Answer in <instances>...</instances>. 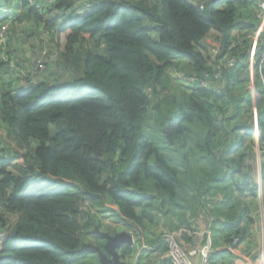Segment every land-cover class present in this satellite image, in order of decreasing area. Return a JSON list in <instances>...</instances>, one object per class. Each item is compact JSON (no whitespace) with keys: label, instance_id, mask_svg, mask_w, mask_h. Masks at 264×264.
<instances>
[{"label":"trees","instance_id":"trees-1","mask_svg":"<svg viewBox=\"0 0 264 264\" xmlns=\"http://www.w3.org/2000/svg\"><path fill=\"white\" fill-rule=\"evenodd\" d=\"M13 1L4 51L17 69L0 54V264H72L90 252L83 243L103 246L94 229L105 214L137 244L192 228L200 213L226 240L248 237L256 217L243 196L258 194L248 118L256 106L261 150L264 31L253 104L242 35L258 19L241 10L261 0ZM209 34L237 58L221 69V92L187 80L214 72ZM29 49L53 57L40 70Z\"/></svg>","mask_w":264,"mask_h":264},{"label":"built area","instance_id":"built-area-1","mask_svg":"<svg viewBox=\"0 0 264 264\" xmlns=\"http://www.w3.org/2000/svg\"><path fill=\"white\" fill-rule=\"evenodd\" d=\"M14 2L15 1L13 0L10 1L7 0L5 2V5L0 8V14L6 16L7 18V21L0 25V54L2 59L5 62L6 61L8 62L9 68L17 69V64H15L14 60L9 59L8 55L4 51V45L8 34L9 23L14 18L12 16V10H11L12 8L16 7ZM28 2L30 4H34L32 0H28ZM256 5H257V11L255 13V16L258 19V25L254 33L252 34L254 35V39L249 48V64H251L252 69L256 65L255 53H256V47L258 46V40L260 39L261 33L264 31V0L257 2ZM81 12L82 11H79L78 13L80 14ZM216 43H218L217 46L210 47L209 49V52H211L212 54H216L219 50L221 51L220 43L219 42ZM236 48H237L236 44L233 43L231 44V46L228 47V50H232ZM226 53H224L221 59L218 58V61H215V59L210 55L209 57L210 61L211 63H214L213 73L205 72L200 77L192 76L187 80L189 82L190 81L196 82V84L201 88L211 87L213 89H216L218 92H221L226 85V80L224 79V77H222L221 74L222 67L234 66L237 61L235 54L232 53L231 56H227ZM36 63H37L36 68L40 70L44 69L45 64L42 60L38 59ZM256 68L259 73L261 85L264 87V47L261 48L258 65ZM251 77H252L250 82L251 87L248 88L252 96L254 94L253 92L257 89L255 84L253 85V75ZM22 78L24 79V73H22L21 75V79ZM253 124H254L253 136L258 138V135L260 134V129L257 124V119L254 120ZM256 147H257L256 159L258 161L257 155H258V149H260L259 142H257ZM254 179L257 184L258 195L260 199L259 210H258L260 217V225L261 224L263 225L264 224V178H262V170H261L260 162H258L256 166ZM214 201L216 202L222 201V197L217 196L214 198ZM204 215L206 214L204 213ZM107 218L108 221L111 220L109 215L107 216ZM196 219L197 218L192 219L193 222L192 228L187 226H182V227H178L175 231H165L164 233L161 234L160 239L161 242L165 244L166 256L168 257L171 264H211L212 253L214 252L213 242H212V232L210 229L201 228L198 224H196L197 223ZM128 233L132 236V244L136 243L137 237L135 236L134 231L128 230ZM238 241H239L238 238H234L232 240V244L237 245ZM156 247H159V245L156 244ZM144 248L147 250L150 249L148 245H145ZM139 255L140 252L138 250L136 254V260L137 257L139 258ZM260 258L262 260L264 259V234L262 236V244L260 247Z\"/></svg>","mask_w":264,"mask_h":264},{"label":"crops","instance_id":"crops-1","mask_svg":"<svg viewBox=\"0 0 264 264\" xmlns=\"http://www.w3.org/2000/svg\"><path fill=\"white\" fill-rule=\"evenodd\" d=\"M249 66L250 67L248 69V72H250V79L248 85L251 82V76L253 74L251 64H249ZM252 98V102L254 104L256 101L254 94L252 95ZM252 126L254 127V124ZM261 170L263 171L262 165ZM262 178H264L263 175ZM195 218H197L196 224H198L201 228L210 229L212 232V242L214 249V252L212 254L213 264H264V259L262 260L260 258V247L262 244V236L264 234V224L260 225V221L258 223L256 220V223L251 227L248 237L241 240V242L237 245H233L232 241L230 242L226 240L227 233H223V231L221 230L222 227L214 224L212 218L204 215V213H200L197 216H194V219ZM118 231L120 230H117V232ZM135 244L139 249L140 255L139 258L137 257V260H135L133 264H135V262H138L136 264H171L168 257L166 256L165 244L161 242V239H158L156 243L159 245V247H156L155 243ZM145 245H148L150 249H145Z\"/></svg>","mask_w":264,"mask_h":264},{"label":"rangeland","instance_id":"rangeland-1","mask_svg":"<svg viewBox=\"0 0 264 264\" xmlns=\"http://www.w3.org/2000/svg\"><path fill=\"white\" fill-rule=\"evenodd\" d=\"M256 4H257V2H256ZM254 9H255V7L253 5H249L247 7H244L241 10L243 12L242 14L244 16H248V18H246L247 21H250L248 19L250 18L249 16H250V14H252V11H253V13L254 12L256 13L257 10L255 11ZM256 9H257V7H256ZM257 25H258V23H257ZM257 25H256V28H257ZM243 33L244 34L242 35V37L245 36V38H244L243 41L245 42V44H247L248 41H250V43H249V48H250L251 43H252V41L254 39V35L249 34L247 31H243ZM205 40L211 43V45H212L211 47L217 46V44H218V43H216L217 41L215 39H213V34H209L208 37H207V39H205ZM241 41H242V39H241ZM209 48L210 47H208V50H209ZM33 52L34 51L32 49H29V50H26L25 53H26V56L27 57H30V56H33ZM219 52H220V50L216 54H212L210 52L209 57L211 55L215 59V61H218V58L221 59L223 57V55H224V54L221 55ZM42 53H45V50L44 49H43V52ZM233 54H235V53H233ZM33 57H35L34 60H36V58H38V59H40L42 61H45V64H46V62H49V60L52 59L53 56L52 55H49L48 58H46V59L44 57L42 58L40 56H35V55ZM36 67H37V63H36ZM249 67H250L249 66V62L247 60V66L245 68V71H248ZM252 71H253V74H252L253 75V85L255 84V86H256V80H257V78H256L255 66L253 67ZM249 77H250V72H249ZM78 78L79 77L77 75H73L72 77L69 76L68 79L63 80L60 83H68V84H71V83L75 82ZM248 87H251V85L249 84ZM257 91L258 90H255L253 92L254 95H255V97H256V100L258 99V96H259V94H258ZM251 99H253V98L251 97ZM255 112H256V114H255ZM247 116L248 115H244L243 118L245 119ZM255 119L258 120V114H257V107L256 106L252 109L251 118H248V120H250V122L254 123V120ZM259 136H260V134L258 135V138L257 137H253L255 139L254 140V145H255L254 150L255 151L253 152L252 158L249 160V164L251 166L250 173H252L253 178H254L255 169H256V166H257L258 162H260L261 165H262V168H263L262 175L264 177V146L261 147V150L258 149V155H257L258 156V161L256 159V149H257L256 145H257V142H259ZM243 197L254 208V210H255L254 211V215L256 217L257 222L259 223V221H260L259 211H258L259 210V203H260L259 195L257 194V198L256 199H251L250 197H248V194L244 195ZM188 215H189V213L186 214L187 217H188ZM104 216H103V218H101V221H102L101 229H100L101 231L108 232L111 229H113V230H121V229L123 230L124 229V227H123V225H122L121 222L120 223L117 222V220H115L110 215H109V217H110L111 220L108 221V218H107L108 215L105 214ZM188 218L190 219V216ZM161 224H163V223L160 220L158 222V224L155 223V225L150 226L151 227L150 229L151 230H154V231H157V230H159V228H161ZM11 229H12V227H11ZM161 230H162L161 231L162 233H164L165 231H169V230H164V229H161ZM125 231L128 232V230H126V229H125ZM171 231H175V230H171ZM134 233H135V231H134ZM130 245L131 246L133 245V251L134 252L132 253V255H126L125 257H122L121 256L122 255V248H118L117 249V252L120 255V260L123 261V262H126L127 264H133L134 263V261L136 260V254H137V252L139 250L136 247V244L135 243L134 244L131 243ZM76 257H78V258H76ZM74 258H75V260H74V262L72 264H98L99 263V257L94 252H92V251L87 252V253L83 254L82 256H80V257L79 256H75ZM136 263H138V262H135V264Z\"/></svg>","mask_w":264,"mask_h":264},{"label":"water","instance_id":"water-1","mask_svg":"<svg viewBox=\"0 0 264 264\" xmlns=\"http://www.w3.org/2000/svg\"><path fill=\"white\" fill-rule=\"evenodd\" d=\"M168 127L169 125H166L163 131L170 141L171 138L168 132ZM94 232L100 237L106 239L103 250L95 244L86 242L82 244L80 249H78L79 252H94L99 257L100 264H127L126 262L120 260L117 248H120L123 244L130 245L132 243V236L128 232L120 230L114 234H110L109 232L99 230L97 226L95 227Z\"/></svg>","mask_w":264,"mask_h":264},{"label":"clouds","instance_id":"clouds-1","mask_svg":"<svg viewBox=\"0 0 264 264\" xmlns=\"http://www.w3.org/2000/svg\"><path fill=\"white\" fill-rule=\"evenodd\" d=\"M0 18H6V16L0 14ZM6 21H7V18L4 20V22H6ZM4 22H3V23H4ZM1 24H2V23H1ZM251 97H252V96H251ZM255 98H256V97H255Z\"/></svg>","mask_w":264,"mask_h":264},{"label":"flooded vegetation","instance_id":"flooded-vegetation-1","mask_svg":"<svg viewBox=\"0 0 264 264\" xmlns=\"http://www.w3.org/2000/svg\"><path fill=\"white\" fill-rule=\"evenodd\" d=\"M99 236V235H98ZM105 242H106V240L104 241V243H103V246L102 247H104V244H105ZM92 244H94V243H92ZM96 245V244H95ZM98 246V245H97ZM100 247V246H99ZM102 247H101V250H103L102 249ZM98 264H100V262L98 263Z\"/></svg>","mask_w":264,"mask_h":264}]
</instances>
